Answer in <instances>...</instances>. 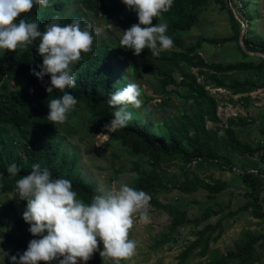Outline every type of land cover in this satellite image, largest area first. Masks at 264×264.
<instances>
[{
	"label": "trees",
	"instance_id": "trees-1",
	"mask_svg": "<svg viewBox=\"0 0 264 264\" xmlns=\"http://www.w3.org/2000/svg\"><path fill=\"white\" fill-rule=\"evenodd\" d=\"M215 1L228 13L232 27L230 35L201 37L191 44H183L182 31L197 24L201 12L208 7L211 0H172L171 7L151 21L152 24L166 22L167 34L173 39V47L161 52L159 56L153 57L145 47L139 54L133 55L131 49L121 48L118 46L119 40L110 36L104 40L93 41L92 51L82 54L81 61L74 68L76 86L65 89L76 98L77 105L68 113L66 121L55 127L46 120V103L49 98L61 93L55 89L49 94L44 91L50 83L48 74L37 79L30 72V68L38 71L37 65L41 62V57L35 51L36 44L18 47L12 51L6 49L0 58V193L13 191L14 180L27 174L33 163H39L46 166L53 177L62 176L69 179L73 190L85 202L97 194L95 187L80 175L76 154L67 150L63 143L64 137L72 132L74 119L80 116V112L98 119L103 124L102 128L108 123L114 111V107L107 103L109 94L122 87L113 82L114 58L125 64L133 78L139 74L156 78L162 94L165 95L162 97V103L168 104L171 98L179 102L175 111L170 112L164 119L151 123L147 120L143 125L130 121L126 127L110 132V141L116 146L151 165L150 169H139V165L135 167L137 175L133 187L144 190L150 197L151 192L172 188L180 192H193L202 188L210 197L221 192L225 188V182L221 179L203 182L194 176L179 183L167 182L163 178L165 174L160 173L158 170L161 169L157 167L176 160L181 167L195 161L197 167L207 163L233 171L230 158L226 154L217 153L210 142L215 138L216 132L206 128L205 123L207 120L218 121L217 101L209 94L206 83L214 87L228 88L233 94L257 88L258 84L249 78L240 79L225 75L242 71L264 74V58L245 51L246 49L264 54V36L254 35L257 15L249 13V16L244 18V12L251 0H241L239 6L235 0ZM22 15L38 18L41 30L52 16H57L61 24L76 17L82 27L85 23L88 24V17L100 18L105 23L114 19L119 27L137 22L135 13L127 10L120 0H55L51 7L33 6L28 13ZM245 22L248 27L242 35L243 49L238 36ZM203 44H231L234 50L230 52L233 60H207L200 54ZM183 66L196 68L197 74L185 70ZM174 72L178 73L177 78L173 76ZM199 76H204L206 83L201 82ZM167 85L172 87L167 90ZM168 117L170 120H166ZM233 119L230 117L228 126L223 127L222 138L225 146L253 160L257 158L263 161L264 147L259 143L252 146L240 140L235 129L231 127ZM255 153H259L258 157ZM10 163H15L20 169L17 177L12 179L8 178L5 171ZM240 176L246 188L242 195L247 199L240 209H250L253 216L263 219L261 193L264 190V170L259 167L256 170H241ZM20 201L25 205V201ZM1 204L0 237L12 247L9 255L17 254L26 248L27 241L33 236L27 231L28 225L19 217L14 203L5 199ZM161 207L168 212L170 225L160 243L165 242L169 234L172 235L180 226L197 221V218H188L185 210L175 205L163 204ZM205 215L209 214L205 212ZM6 227H13L15 231L5 230ZM205 228L213 230L215 225L208 224ZM210 236V233L203 235L202 229L199 237L180 251L178 262L175 264H184L196 247H199L200 254L205 253ZM263 238L262 234L245 231L243 239L236 242L232 249L214 255L205 264H254L261 258L258 247ZM58 259L47 264H57ZM86 262L98 261L89 259ZM4 264H8L7 256L4 258ZM38 264L46 262L39 261Z\"/></svg>",
	"mask_w": 264,
	"mask_h": 264
},
{
	"label": "rangeland",
	"instance_id": "rangeland-1",
	"mask_svg": "<svg viewBox=\"0 0 264 264\" xmlns=\"http://www.w3.org/2000/svg\"><path fill=\"white\" fill-rule=\"evenodd\" d=\"M235 1L238 6L242 3L241 0ZM220 5L219 2L211 0L208 7L201 12L197 24L192 25L189 30L182 31L183 44H191L201 37H221L232 33L228 13ZM72 8L73 5H71ZM249 13L258 16L254 23V35L264 36V0H251L246 7V12H244V18H247ZM88 24L93 29L96 27L102 29L95 36L94 41L104 40L108 36L119 40L121 31L129 27H119L114 19L105 23L100 18L90 17H88ZM247 25V22L243 24V32L248 27ZM231 44L222 46L203 44L200 54L207 60L232 61L233 56L230 52L234 50ZM145 48L147 47L145 46ZM2 55H0V58ZM112 63L114 68L113 82L115 84L123 87L134 82L142 89L141 106L135 108L129 105L127 107V110L133 115L131 122L143 125L147 120L150 123L158 121L164 119L170 112L175 111V106L179 102L171 98L168 100V104L162 103V97L165 95L162 94L156 78L147 74H139L133 78L126 69L125 64L117 58L112 59ZM183 67L185 70L197 74L196 68ZM173 76L177 78L178 73L174 72ZM225 76L240 79L249 78L258 84L257 88H253L248 92L241 91L233 94L228 88L214 87L212 84H207L204 76L198 77L201 82L206 83L209 94L217 101L216 114L218 121L207 120L205 123L206 128L216 132L215 138H212L210 142L214 145L217 153L226 154L230 158L233 171L223 170L207 163L197 167L195 161L186 167H181L179 161L176 160L157 166L163 170L157 169L160 173L165 174L163 178L167 182L179 183L185 178L195 176L203 182L221 179L225 182V188L212 197L208 196L207 191L202 188L193 192H180L176 188L151 192L149 222L146 224L134 223L129 230V238L136 241V250L132 257L122 260L121 264H175L178 262L177 256L180 251L191 241L198 238L202 229L203 235L207 233L211 235L207 250L205 253L200 254L199 247L194 248L184 264H205L214 255L232 249L236 242L243 239L245 231L264 235V218H256L252 215L250 209H240L241 205L247 200L242 195L246 188L241 181L240 172L241 170H256L258 167L264 170V160L259 161L257 158L253 160L247 155H241L231 150L225 146V141L222 138L223 127L228 126L230 117H233L231 127L235 129L240 140L252 146L259 143L264 147V74L242 71L232 72ZM171 87L172 85H167L166 89L168 90ZM166 120H170V118L168 117ZM102 125L98 119L80 112V116L74 119L72 132L64 137L63 145L67 150H71L76 154L80 175L90 182L96 190L104 187H118L121 183L133 187L137 175L135 167L139 165V169L141 167L150 169L151 165L145 160H138L137 156L130 155L116 146L110 141V132L106 128H102ZM258 154L255 153L256 157H258ZM12 192L0 193V212L2 210L1 202L9 199L14 203L17 213L21 217L24 204L22 201L17 200L15 195L11 197ZM261 203L264 211V190L261 193ZM163 204L175 205L185 210L188 218H197V221H191L180 226L172 235L169 234V238L165 242L160 243L161 238L168 232L170 225V216L161 207ZM205 212L209 215H205ZM208 224L215 225V228L213 230L206 229L205 227ZM5 230L15 231L13 227H6ZM260 242L258 248L261 252V258L254 264H264V238ZM101 248L102 245L98 242L97 251H94L90 258L98 261L97 263L84 262V264H105L104 259L99 255ZM0 249L6 250L9 254L12 247L0 239ZM77 264H80L79 259Z\"/></svg>",
	"mask_w": 264,
	"mask_h": 264
},
{
	"label": "clouds",
	"instance_id": "clouds-1",
	"mask_svg": "<svg viewBox=\"0 0 264 264\" xmlns=\"http://www.w3.org/2000/svg\"><path fill=\"white\" fill-rule=\"evenodd\" d=\"M55 0H0V55L4 50L36 44L35 51L41 62L30 72L40 79L48 74L46 93L59 90V96L47 100L46 120L54 125L66 121L68 113L77 105L76 98L65 91L76 86L75 66L82 54L92 51L93 41L102 29L81 26L78 18L61 24L57 16L40 28L39 19L28 13L33 6L51 7ZM127 10L135 13L136 23L121 31L119 45L137 55L146 46L153 57L173 47L167 34V23L152 24L172 5V0H120ZM142 89L137 83H128L109 94L108 105L114 107L111 118L103 127L109 132L126 127L133 115L127 107L138 108ZM106 136V135H105ZM8 178L17 177L19 166L10 163L5 169ZM25 201L21 217L33 238L26 248L9 255L0 249V264L7 256L8 264H38L57 259V264H84L91 258L97 245L105 264H121L132 257L136 241L129 238L134 223H148L150 194L126 183L118 187H104L85 202L72 188L71 181L53 177L46 166L33 163L27 174L14 180L11 197ZM10 197V198H11ZM2 239V237H0Z\"/></svg>",
	"mask_w": 264,
	"mask_h": 264
},
{
	"label": "water",
	"instance_id": "water-1",
	"mask_svg": "<svg viewBox=\"0 0 264 264\" xmlns=\"http://www.w3.org/2000/svg\"><path fill=\"white\" fill-rule=\"evenodd\" d=\"M242 28H243V24H242ZM242 35H243V29H241V31H240V33H239V36H238V39H239V43H240V45H241L242 48L244 49V47H243V43H242ZM245 51H246L247 53H255L256 55H259V56H261V57L264 58V54H262V53H260V52H251V51L246 50V49H245ZM263 125H264V117H263Z\"/></svg>",
	"mask_w": 264,
	"mask_h": 264
}]
</instances>
